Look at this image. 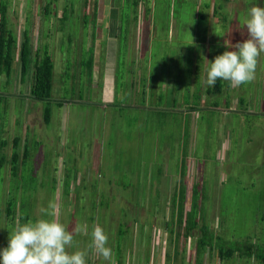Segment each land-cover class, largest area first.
Segmentation results:
<instances>
[{"label": "rangeland", "instance_id": "1", "mask_svg": "<svg viewBox=\"0 0 264 264\" xmlns=\"http://www.w3.org/2000/svg\"><path fill=\"white\" fill-rule=\"evenodd\" d=\"M241 2L239 6L234 0L224 9L226 26L229 25L225 37L230 41L232 37L243 39L247 35L245 26L234 24L245 23L253 5L264 7V0ZM103 3L9 0L7 25L19 39L23 29H27L31 60L43 52L50 54L52 100L50 115L44 122V102L18 96L27 93L30 79L27 73L20 80L18 61L10 74L11 82L3 86L0 75V139L5 140L0 145V157L4 159L0 162V219H8L4 200L12 193L14 218L18 217L20 204L23 210L28 206L29 215L35 219L42 218L38 216L42 208L52 211L49 206L55 205L69 231L77 223H86L88 228L91 223L99 224L108 235L113 257H118V252L122 254V247L129 244V257H124L135 264H148L154 255L156 264H264L254 253L231 251L228 257L220 258L217 252L219 246L249 241L258 253L264 254V218L258 211L264 209V204L258 207L257 203V197L264 195V187H258L264 182V165L258 164L262 158L259 159L257 147L253 156L256 142L248 143L245 128L239 131L241 123L236 117L231 115L230 123H224L213 108L200 107L191 115L179 109H142L117 103L122 99L121 92L116 94L115 101L101 105L96 97L98 83L89 68V53L83 50L85 42L89 43L91 36L98 33L94 23H102L107 17ZM117 5L120 11L116 15L120 23H126L127 12L133 13V2L121 0ZM191 6L192 0H155L154 12L148 13L147 23L154 21L158 34L166 31L168 14L173 10L172 19L180 20L173 23L175 35L195 40L191 45L172 39L163 41V36L160 45V41H155L151 52L154 68L160 67L166 73L176 68L174 78L168 73L157 78V87L163 88L162 80L171 79L179 89L188 79L191 50L177 62L183 66L175 65L174 59L189 45L196 48V54L204 48L205 44L200 42L206 40V32L202 23L190 17ZM61 14H66L63 20ZM212 21L217 22L214 18ZM232 25L235 30H230ZM219 27V23H213L211 28ZM149 35L147 24L143 36ZM159 39L158 35L156 40ZM212 46L211 52L216 49ZM209 57H206L208 66ZM181 96L186 99L185 91ZM57 98L59 105L54 102ZM139 110L143 113L138 116ZM250 120L246 117L244 122ZM261 127V124L254 126L250 134H258ZM16 134L19 158L24 145L27 157L17 164L18 171L12 177L7 156L11 138ZM190 164L197 170L188 171L189 180L183 182ZM258 165L260 171L255 169ZM63 178L68 181V190H63ZM192 179L199 181L202 192L198 189L197 197L193 195L196 203H191L192 197L189 201L185 197ZM252 183L256 186L248 187ZM184 215L188 220L193 215L197 223L188 230L190 234L183 225ZM47 217L45 214L43 218ZM200 225H206L207 233L211 234L205 236L210 242L203 246L197 245ZM159 237L165 241L160 247L157 243V250L154 239ZM82 240L81 235L74 236L71 251L87 249L91 240L85 243ZM95 256L91 259L99 264L102 258Z\"/></svg>", "mask_w": 264, "mask_h": 264}, {"label": "crops", "instance_id": "2", "mask_svg": "<svg viewBox=\"0 0 264 264\" xmlns=\"http://www.w3.org/2000/svg\"><path fill=\"white\" fill-rule=\"evenodd\" d=\"M100 1L104 2L102 10L103 12L106 11L105 13L107 14V17L103 19L102 23H94L96 24L95 28L98 33L91 36L89 43H86L87 41L85 42V48L83 50L84 52L89 53V68L91 74H93V78L96 80L95 83H98V96L96 95V97L100 104L106 105L115 101L116 94L121 92L122 99L117 103L127 106H137L142 109L145 107L164 110L168 108L170 110L179 109L182 113L185 111L186 113H190V115L200 107L216 109L219 112V115L223 118L224 123H230V116L232 115L234 119L236 117L237 122L241 123L238 124L239 131L243 129L244 126V133H246V138L249 139L248 143L251 144L252 141L256 142L253 156L255 152L257 153V147L258 153H261L259 159L262 158V162L258 164L264 165V53H261L259 57L255 79L250 83L243 84L239 87H233L229 81L218 79L215 86L209 87L205 84V69L208 67L206 57L210 55L211 61H213L217 55L222 54L226 50L225 41H229L231 44H236L248 38L247 35H245L243 39L240 37H232L233 41H230L231 39L227 40L225 37L227 29L229 30V25L226 26L228 21H226L227 14L224 9L234 0H192L193 6H191L192 10L190 17L194 19V22L202 23L203 32L204 30L206 32V40L200 42L205 44L204 48H201L198 45V48H201V51L198 54H196V48H194V46L190 47L191 43L195 41L193 38L190 39L187 35H175L172 26L173 23H179L180 20L172 19L173 10L169 11V19L167 18L166 22L168 25L165 32L157 34L155 31V22L147 23L148 13H153L155 10V0H131L134 9L132 10V14H128L127 12L126 23H120L118 16L116 15V13L120 11V6L117 5V2L120 4L121 0ZM237 1L240 6L242 3L241 0ZM199 8L203 13H201ZM213 18L217 22L212 21ZM129 19H132L133 22L128 23ZM213 23H219V29H212L211 27ZM147 24L150 26L151 41L150 35L147 37L143 36L144 27ZM234 25H239L241 28L245 26V23H236ZM234 25H232L230 30L234 29ZM128 30L132 31L128 33ZM158 35L160 36V39L156 40ZM161 37L163 41L172 39L176 43L181 41L190 44L188 48L185 47L181 54L174 59L175 65L179 67L183 66L182 64H177V62L181 60L187 50H191L192 56H189L191 69L187 72L188 79L184 84L181 83L179 89L171 83V79L166 82L162 80L163 88L161 85L160 87H157L156 85L157 78H163L167 73L174 78L172 73L176 71V68H173L174 72L170 70L166 73L162 68L159 67L160 70H157L152 65V61H155L152 59V48L155 45V41H160L158 42L160 45ZM212 45L216 48L213 52H211ZM99 68L100 70L97 72ZM121 78L122 80H120ZM184 91L185 96L187 97L182 100L181 93H184ZM162 93L163 95H161ZM141 113L143 112L139 110L138 116ZM246 117H250L251 120L249 122H244ZM258 124H261L262 131L258 134H250L252 128ZM246 125H249L248 128ZM180 155H184V152H181ZM259 165L255 168L257 171H260ZM191 169L197 170L195 165L190 164L189 167L186 168L185 172L187 173L183 176V182L189 180V176H186V174H188V171ZM194 183H197V191L199 189V192L202 193L201 188L198 187L199 181H194L192 179L191 186ZM180 185L182 186L184 183L181 182ZM239 186H242L240 181ZM251 186H256V184H248V187ZM258 187H264V182ZM182 197L183 195H179V200L182 199ZM185 197H188L189 201L191 197L190 190ZM257 198L259 199L257 202L259 204L258 207H262L261 205L264 204V195H260ZM20 205L21 206H18V212L16 211L18 217H13L15 212L13 210L12 214L8 215V219H0V249L7 247L9 235L17 222L23 224L25 222L36 220L34 215H29L28 206H26L23 211L22 204ZM263 210L264 209L258 211L261 214V217L264 218ZM21 211L24 218H21ZM38 216L43 218L45 213H39ZM91 226H93L92 223L90 224V228H88V234L91 232ZM88 234L81 235L84 243L91 240V233L87 238ZM161 239L160 237L159 240H157V238L154 239V249H157V243L159 247L164 245L165 240ZM81 250L88 251L86 264H94L93 259L91 258L92 256L96 258L95 254H93L88 248H81ZM69 251L71 252V248ZM128 251L129 244H126L122 247V254L118 252V257L114 258L112 254L110 263L135 264L132 263L130 259L127 260L125 258L129 255ZM156 263V255H154L151 257V261L148 264ZM99 264H108V261H105L102 258Z\"/></svg>", "mask_w": 264, "mask_h": 264}, {"label": "clouds", "instance_id": "3", "mask_svg": "<svg viewBox=\"0 0 264 264\" xmlns=\"http://www.w3.org/2000/svg\"><path fill=\"white\" fill-rule=\"evenodd\" d=\"M245 27L248 38L234 45L225 41L226 50L205 69L207 86H215L220 79L239 87L255 79L259 57L264 53V7L253 5L249 9ZM49 208L52 211L42 208L41 212L50 218L17 222L7 247L0 249V264H86L87 250L70 252L69 249L74 246V236L88 234V225L77 223L69 231L61 222L56 206ZM88 248L105 261L111 260L108 235L99 224L92 226Z\"/></svg>", "mask_w": 264, "mask_h": 264}, {"label": "trees", "instance_id": "4", "mask_svg": "<svg viewBox=\"0 0 264 264\" xmlns=\"http://www.w3.org/2000/svg\"><path fill=\"white\" fill-rule=\"evenodd\" d=\"M8 3L9 0H0V75H2L1 82L3 86L11 82L10 74H12V71L14 70L15 62L17 60L19 66L20 80H23V78L27 73H29V77H30L27 93L18 94V96H20L21 98H25L26 95L29 99L43 101L44 105L42 108V119L44 122H47L48 117L50 115L49 105L52 100V97L50 96L51 69H52L51 57L49 53L43 52L41 56L37 57L35 55L31 60L29 56V44H28V37L26 31L27 29L26 28L23 29V31L21 32V37L19 39L16 37V34L14 33L12 27L7 25ZM43 10L45 13L48 12L46 4L43 5ZM94 12L95 10L93 11V13ZM65 16L66 14L63 15L61 14V19L63 20V17L65 18ZM82 21L85 23V18H83ZM80 96L81 94L79 93L78 97ZM59 100L60 99L57 98L54 100V102L59 105L61 104ZM18 140L19 137L17 134L12 136L9 146L10 152L7 156V162L9 163V172L12 177H15L16 176L15 173L16 171H18L17 164L18 165L20 163L22 164V162H24L25 158L27 157V147H25L24 145L23 151L21 153V159L19 158L20 154L17 146ZM4 143L5 140L0 139V145ZM2 161H4V159L3 157H0V162ZM67 182L68 181L65 180L64 178L62 179V184H64L63 190H68ZM196 184L197 183L192 184L190 188L191 197L193 198L191 203H196L195 200L198 192ZM10 195H12V193H9L7 198L4 200V211L6 215L12 214L13 207L15 204L14 196L12 195L11 198ZM193 195H195L196 197L194 198ZM193 212L196 213V209H194ZM185 217L186 216L184 215V219ZM21 218H24L22 216V211H21ZM196 224L197 223L193 219V215H191L190 220L185 219L183 225L185 226L187 234H190L188 230L191 229L193 226H196ZM198 228L201 238L199 239L200 242L197 245L203 246L206 243L209 244L210 241H207L208 239H206L205 236L211 234L207 233L208 230L206 225H200ZM186 232L183 231V233ZM242 243L244 244L240 245V243H235L230 247L219 246L217 248V252L220 258L228 257L231 251H237L240 254H246V255H250L251 253H254V255L257 258H259L264 262V254L258 253L257 252L258 250H256V248L253 246L254 244L252 242L242 241Z\"/></svg>", "mask_w": 264, "mask_h": 264}]
</instances>
